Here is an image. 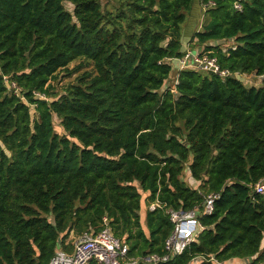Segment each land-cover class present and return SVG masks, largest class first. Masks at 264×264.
Instances as JSON below:
<instances>
[{
    "label": "trees",
    "instance_id": "obj_1",
    "mask_svg": "<svg viewBox=\"0 0 264 264\" xmlns=\"http://www.w3.org/2000/svg\"><path fill=\"white\" fill-rule=\"evenodd\" d=\"M195 3L188 41L227 77L178 68ZM60 71H81L62 92ZM240 73L264 76V0H0V264H49L104 217L131 257L163 255L168 209L211 192L196 240L159 264H264V79Z\"/></svg>",
    "mask_w": 264,
    "mask_h": 264
},
{
    "label": "built area",
    "instance_id": "obj_2",
    "mask_svg": "<svg viewBox=\"0 0 264 264\" xmlns=\"http://www.w3.org/2000/svg\"><path fill=\"white\" fill-rule=\"evenodd\" d=\"M213 4L214 2L211 1L204 5V9ZM235 7L241 9L242 5L236 2ZM202 25L203 22L198 30L202 29ZM188 47L187 45L186 53L176 60L179 70L192 68L211 71L222 77H227L231 74L229 70L221 67L217 57L210 56L206 52L197 53L192 49H188ZM178 76L179 73H176L175 85L179 82ZM5 80L8 81L7 77H5ZM11 85L15 87L17 92L19 91L14 82ZM255 191L264 195V177L256 183ZM219 196L220 193L211 192L205 197L202 206H197L191 210L168 209L167 212L174 223V229L165 241V253L163 255L150 253L141 257H131L129 255V245L112 232L107 218L104 217L105 227L101 231L83 233L73 242L72 251L58 249L49 264H89L92 260H96L99 264H159L173 255L181 254L191 242L196 240L198 234L204 228L199 215L201 213L211 214L214 210V202ZM157 206H160V202L152 203L150 207L155 209ZM243 264L250 263L247 260Z\"/></svg>",
    "mask_w": 264,
    "mask_h": 264
},
{
    "label": "rangeland",
    "instance_id": "obj_3",
    "mask_svg": "<svg viewBox=\"0 0 264 264\" xmlns=\"http://www.w3.org/2000/svg\"><path fill=\"white\" fill-rule=\"evenodd\" d=\"M107 1H111L113 2L114 0H104V3H106ZM66 6L68 9L73 10V4L70 2H66ZM203 9L205 8V6H203ZM204 10L199 9V5L198 3L194 4L193 8L191 11H189L187 13V20L186 23L184 24V42L187 41L188 44V49H193L194 47V51L197 53H201L200 49H198V46H195L194 44L190 45V42L188 41L192 35V33L194 31H196V29L199 27V25L203 22L204 23ZM225 41H222L221 43H223ZM228 46V42L223 44V47H227ZM77 63V61L72 62L71 63V68ZM82 71V70H81ZM80 71V72H81ZM80 72H75L73 73L71 76H67L65 71H60L59 72V79L56 81H52L53 84H57L58 89L60 90V92L63 91V87H65L68 83L70 82H75L76 77L80 74ZM242 77L245 80V83L247 85H255V86H259L260 84H262V81L264 79V76L262 75H257L255 73H242L241 74ZM56 129L58 132H64L62 126H60V119L58 117H56ZM189 163L186 164V168L184 170V174H183V179L192 187H199V182L197 183L194 178L191 176V172H190V168L188 167ZM79 235H74L71 234L69 240L72 242H74L76 240V238H78ZM72 245H74V243H72Z\"/></svg>",
    "mask_w": 264,
    "mask_h": 264
},
{
    "label": "crops",
    "instance_id": "obj_4",
    "mask_svg": "<svg viewBox=\"0 0 264 264\" xmlns=\"http://www.w3.org/2000/svg\"><path fill=\"white\" fill-rule=\"evenodd\" d=\"M198 29H199V27L197 28V31H198ZM72 243H73V241H72ZM246 261H247V259H244V258H233V259H230V260L223 262V263L219 262V264H243Z\"/></svg>",
    "mask_w": 264,
    "mask_h": 264
}]
</instances>
